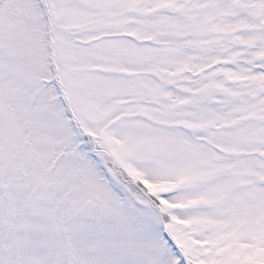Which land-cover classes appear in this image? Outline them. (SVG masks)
I'll return each mask as SVG.
<instances>
[{"label":"snow or ice","instance_id":"obj_1","mask_svg":"<svg viewBox=\"0 0 264 264\" xmlns=\"http://www.w3.org/2000/svg\"><path fill=\"white\" fill-rule=\"evenodd\" d=\"M0 264H264V0H0Z\"/></svg>","mask_w":264,"mask_h":264}]
</instances>
